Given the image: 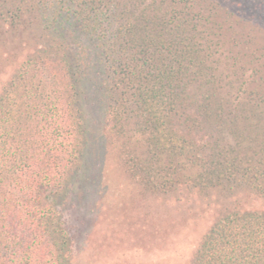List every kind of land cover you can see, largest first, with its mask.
I'll list each match as a JSON object with an SVG mask.
<instances>
[{
  "label": "trees",
  "instance_id": "16d2710c",
  "mask_svg": "<svg viewBox=\"0 0 264 264\" xmlns=\"http://www.w3.org/2000/svg\"><path fill=\"white\" fill-rule=\"evenodd\" d=\"M227 1L0 0V42L32 43L0 88V264L73 263L58 198L91 96L145 192L232 201L188 264H264V47L237 38Z\"/></svg>",
  "mask_w": 264,
  "mask_h": 264
},
{
  "label": "rangeland",
  "instance_id": "374dc122",
  "mask_svg": "<svg viewBox=\"0 0 264 264\" xmlns=\"http://www.w3.org/2000/svg\"><path fill=\"white\" fill-rule=\"evenodd\" d=\"M227 4L236 12L231 22L237 38L264 47V0H228ZM4 38L0 88L32 50L31 42L21 48L19 36ZM10 54L14 61L4 65L2 58ZM103 98L83 99L86 134L81 164L67 193L58 198L72 237V264H188L214 215L232 201L218 191L210 196L145 192L103 137Z\"/></svg>",
  "mask_w": 264,
  "mask_h": 264
}]
</instances>
